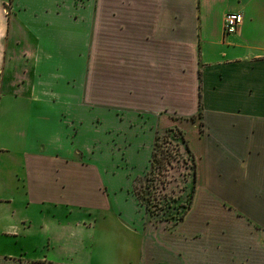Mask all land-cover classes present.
Instances as JSON below:
<instances>
[{"label":"crops","instance_id":"1","mask_svg":"<svg viewBox=\"0 0 264 264\" xmlns=\"http://www.w3.org/2000/svg\"><path fill=\"white\" fill-rule=\"evenodd\" d=\"M113 1L0 0V100L23 102L0 144V264H264V0ZM172 128L194 187L161 220L137 184ZM105 139L119 158L101 166Z\"/></svg>","mask_w":264,"mask_h":264},{"label":"rangeland","instance_id":"2","mask_svg":"<svg viewBox=\"0 0 264 264\" xmlns=\"http://www.w3.org/2000/svg\"><path fill=\"white\" fill-rule=\"evenodd\" d=\"M112 3H114L113 0H111L110 4L106 5L113 6ZM129 5L130 2L128 0H124L123 5L118 4L117 6L127 7ZM99 8L101 9V0H99ZM213 8L214 12H221L223 10H226L227 2L217 1ZM215 17V14L211 16L212 19L208 16V20L212 23V25L215 24L216 26L218 25V19H214ZM100 18L99 21L96 20L97 23L100 22ZM91 47V57L94 56L99 59L97 60L99 61V64H91V67H93L92 70L96 73L98 68H101V34L93 39V41L91 42ZM13 103H18V105H21L20 103H22L23 105V102L21 100L15 99L14 101L9 102L5 96H2L0 100V144L4 140L9 141L8 129L12 134L11 129H16L20 123L19 119L17 120V122H13V118H10L12 117L14 112L13 110H11L12 106L9 105ZM7 109L11 112H9L8 117H6ZM4 122L5 124H2ZM109 124L110 122L107 121L106 125ZM3 125L5 127H3ZM147 129L148 128L144 129L145 132L143 134H140L139 137L136 138V142L128 147V159L131 160L134 157H138L135 168L145 167L146 155L151 152V139L153 132ZM13 131L16 134L17 129ZM98 133L101 134V136H104L103 127H101V131H98ZM158 135L160 136V139L158 140V152L156 159L159 161V163H156L153 169L151 168L150 164V169L152 170L151 174L149 173V175L145 176V179L138 182L137 192L145 200V204H147L148 209L153 212V214L159 219H178L188 206L190 195H193L192 186L194 187V181L192 179V175L195 174L196 169L195 159L181 130L172 128L165 130L162 133H158ZM13 139L16 140L17 138L13 137ZM184 139L187 142V146ZM138 144L139 148H137ZM99 145L102 146L99 147L102 150L100 153L101 166H104V164L109 161V157L110 159L114 158V160H117L119 158V153H117V155H113L111 151L108 150V146L111 147L109 140L105 139L101 141L98 146ZM112 162L114 161L112 160ZM177 187L179 188L180 193Z\"/></svg>","mask_w":264,"mask_h":264},{"label":"built area","instance_id":"3","mask_svg":"<svg viewBox=\"0 0 264 264\" xmlns=\"http://www.w3.org/2000/svg\"><path fill=\"white\" fill-rule=\"evenodd\" d=\"M242 23V17L238 13H228L223 19V34H234Z\"/></svg>","mask_w":264,"mask_h":264},{"label":"trees","instance_id":"4","mask_svg":"<svg viewBox=\"0 0 264 264\" xmlns=\"http://www.w3.org/2000/svg\"><path fill=\"white\" fill-rule=\"evenodd\" d=\"M201 113L199 112V115H200ZM184 138V137H183ZM160 139V136L159 135H157L156 137H155V142H154V148H153V154H152V158H151V168L153 169L155 166V164L157 163H159V161L156 159V156H157V146H158V140ZM184 141L186 142V140L184 139ZM186 146H187V142H186ZM193 193V192H192ZM192 197V194L190 195V201H189V204H188V206L186 207V210L190 207V204H191V198Z\"/></svg>","mask_w":264,"mask_h":264}]
</instances>
